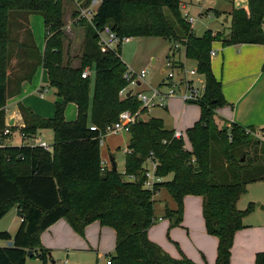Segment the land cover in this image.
I'll return each mask as SVG.
<instances>
[{"label": "trees", "instance_id": "obj_1", "mask_svg": "<svg viewBox=\"0 0 264 264\" xmlns=\"http://www.w3.org/2000/svg\"><path fill=\"white\" fill-rule=\"evenodd\" d=\"M180 3L102 0L93 22L81 20L85 39L80 64L75 65L72 58L65 57L62 0H0V219L11 206H17L23 215L14 235L0 230V264H27L29 250H33L32 256L38 253L44 258L48 249L41 245L40 232L64 217L79 233L96 220L114 228L116 244L109 255L110 264H197L187 256H171L148 236L158 219L154 189L162 185L177 205L165 210L171 226L182 223L187 195L203 198L207 232L219 239L216 263L230 264L235 234L244 227L243 218L251 211L239 209L237 199L248 183L264 180V130L234 121L227 127L218 115L217 108L227 99L221 80L213 73L210 51L215 41L224 46L264 44V0H248V10L233 8L228 33L208 29L201 36L182 15ZM16 14L25 16L24 22H15L27 31L23 43L11 37V16L14 19ZM32 14L44 17L43 51L25 24ZM105 25L120 36L163 37L174 43L173 48H184L186 57L196 61L206 87L202 99L194 101L200 105L201 114L187 128L190 148L184 139L174 137L175 130L166 128L162 118L151 117L138 120L130 128L124 172L102 166L100 147L106 128L118 120L121 111H136L141 105L135 94L121 95L128 85L124 75L129 68L121 57V45L107 51L98 46L97 30ZM13 43L31 50L35 61L11 89ZM40 66L47 70L49 84L56 90L55 112L52 117H43L21 104L25 125L20 132L26 141L40 129H52V149L25 141L6 144L7 100L21 92L22 82L30 80ZM93 66L94 80L91 74L83 77V71ZM69 103L78 108L75 120L66 119ZM150 157L158 161L156 173L164 178L154 189L144 185ZM8 240H13L12 246L6 245ZM255 264H264V250L256 253Z\"/></svg>", "mask_w": 264, "mask_h": 264}, {"label": "rangeland", "instance_id": "obj_2", "mask_svg": "<svg viewBox=\"0 0 264 264\" xmlns=\"http://www.w3.org/2000/svg\"><path fill=\"white\" fill-rule=\"evenodd\" d=\"M182 1L186 2L184 3L186 4L185 8L183 3H180L182 15L185 19L187 16L194 19L192 25L194 33L198 36L203 35L208 29L222 30L228 33L229 31L226 28L231 24L230 12L232 9L248 4V0ZM62 7L64 23L62 28L66 35L64 39L65 57L66 59L68 57L72 58L73 64L79 65L85 39V26L81 25V21L76 20L74 16L76 10L74 0H62ZM203 11L204 13L201 15ZM17 14L16 17H13L14 19L11 16V37L17 43H23L27 41V31L23 28V25L15 24V22H24L25 16L20 17ZM225 18H228L227 22H224ZM27 20L25 24L31 28L34 41L39 49L43 50L46 36L44 17L41 14H32ZM17 43H13L11 46L12 61L9 68L13 80V85L11 84L9 87L11 89H14L15 80L28 73L29 65L35 61L32 51L26 50ZM173 46L172 41L160 36H135L127 38L122 43L121 57L127 66L137 72L142 69L148 71L147 76L142 80V84L133 86L135 91L141 90L150 95L155 87L162 86V89L165 90L166 86L162 84L166 80L169 71H165V66L177 65L175 61L184 62L186 71L184 73L194 79L197 87H201L204 75L201 73L190 75V69L196 67L195 62L185 57L183 49L176 50L173 55ZM215 46H220V44L217 43ZM212 59L216 66L218 63L221 64V55H214ZM218 68L220 67L218 66ZM47 75L46 69L40 67L37 77L38 81H41V85L48 89L45 96L41 97L37 91H34L32 96L29 97L32 100L31 102L39 105L41 112H38L43 117L54 115L55 97L57 98L56 90L49 84ZM91 77L94 80V66L91 68ZM93 92L92 83L91 97H93ZM13 95L11 94V96ZM30 100L23 101V105L30 103ZM15 105L16 102L12 107H15ZM70 105V110L66 113L67 117L73 118L76 115L77 118L75 104ZM142 114L144 119L151 117L163 118L168 128L182 130L186 138L187 128L191 127L200 117V106L194 101H185L180 95H177L169 99L167 107L156 106L148 110L144 109ZM88 119L91 121V110ZM226 126L229 127V125ZM19 130L21 129H14V133L12 132L13 145H20L22 142ZM38 135L49 144H53L54 132L52 129H41V134ZM29 142L33 143L34 141L30 140ZM128 142V131L108 133L102 138V147L109 161L108 166L110 168L112 166L111 155H113L117 170L120 173H123L125 169V151L128 148ZM185 142L188 147H191L188 139ZM154 191L156 199L155 215L158 219L149 229V238L175 258L187 256L197 264H217L219 239L207 232L203 217V198L198 195H187L184 199L182 223L171 226L172 220L170 217L165 216V210L167 207L176 209V202L166 186L156 187ZM237 207L241 210L251 208V211L243 218L244 227L235 234L230 264H255L256 253L264 250V180L248 183L246 189L240 193L237 199ZM20 223L21 218L17 206H11L6 215L0 219V230L11 231L14 235ZM39 237L42 247L48 249V252L44 258L38 253L35 257H27V264H106L109 255L111 256L114 253L116 243V234L113 227L101 226L99 221L96 220L86 225L83 233H79L65 217L53 228L41 231ZM35 251H38V249Z\"/></svg>", "mask_w": 264, "mask_h": 264}, {"label": "crops", "instance_id": "obj_3", "mask_svg": "<svg viewBox=\"0 0 264 264\" xmlns=\"http://www.w3.org/2000/svg\"><path fill=\"white\" fill-rule=\"evenodd\" d=\"M181 3H183V7L185 8L186 4H184V3H186V2H183L181 0ZM242 7L245 8L246 10H248V4L246 6H242ZM203 13H204V11L201 13V15H203ZM228 18H230V17H228ZM227 21L224 20V22H227ZM227 27H229V26H227ZM211 30H213V29H211ZM226 30L228 31V28H226ZM213 31H215V30H213ZM217 43H219L220 46L216 47L215 44H217ZM44 46H45V44H44ZM176 48H178V47L177 46L174 47V50H173L174 53L176 50H179ZM213 48L217 50L218 56L221 55V59H220L221 64L218 63V65L216 66L213 63V59L211 57V59H212V70H213L214 75L219 80H221V82L223 84V92H224V95L227 99V103L224 106H220L217 108L216 111H217L218 115L225 120L226 125H230V123L234 121V122H237V123L244 125V126L254 125L258 129H261L263 131L264 130V69H263L264 44L241 43V44H233V45L224 46L220 41H215L213 43V46H212V49ZM182 49L184 50V48H182ZM182 49H180V50H182ZM43 50H44V48H43ZM43 50H41V51H43ZM174 53H173V55H174ZM184 54H185V50H184ZM185 57H186V55H185ZM187 59H189V58H187ZM190 60H193V59H190ZM193 61L196 64V61L195 60H193ZM175 62L177 63V65L170 64L171 68L177 67L179 69V72L181 69H184V67H185L184 62L183 63L181 61H175ZM218 66L220 68H218ZM40 67H42V66H40ZM40 67L38 68V70L40 69ZM217 69H220V70H217ZM38 70L36 71V73L33 75V77L30 80H25L22 82L20 93L9 97L7 100V104L5 107V109H6V123L7 124L10 123L12 126H14L15 129H20L21 127H23L25 125V121H24V118H23V115H22V112L20 109V105L23 104L22 102L26 101L28 99L30 100L29 97L32 96V93L34 91H37L39 93V95L41 96V93L44 92V90L46 89V87L41 85V81H38V77H37ZM165 71L167 72L168 70H165ZM184 71H185V69H184ZM48 81H49V78H48ZM141 84H142V81H139V83L137 85H141ZM130 89H133L132 94H135L136 96H137V94H136L137 92H142L141 90L135 91V88H133V86H131V87H129L128 91H126V94L121 93V95L122 96L127 95V93L129 92ZM44 96H45V94H44ZM44 96H41V97H44ZM55 100H56V97H55ZM31 101L32 100H30L29 101L30 103H27V105H25V106L32 108V110L34 112L39 114V112H38V111H40L39 105L35 104L34 102H31ZM15 102H16L15 107H12V105ZM70 104H75V103H69L67 105L65 115L70 110V106H71ZM167 105H168V103H167ZM167 105L165 107H167ZM76 109H77V117H78V108L75 104V112H76ZM200 114H201V108H200ZM39 115H41V114H39ZM141 118L144 119L143 114H142ZM159 118H161V117H159ZM66 119L67 120L68 119L75 120L76 115L73 118L67 117V115H66ZM14 128H12V132H13ZM166 128H168V127L166 126ZM168 129H170V128H168ZM172 130H178V129H172ZM180 131H182V130H180ZM13 133L6 136L5 141H4L6 144H12L13 143L12 142ZM38 133L41 134V129L38 131ZM187 139L188 138H187V134H186V138L184 140L186 141ZM24 141L25 140H23V138H22L21 143H23ZM25 142H29V141L26 140ZM186 146L188 147L187 143H186ZM188 148H190V147H188ZM128 151H129V149L127 148L125 152L127 153ZM100 154H101L102 166L110 168V166H108L109 161L107 160V156H106L105 151L103 150V147H102V141H101V147H100ZM112 156L113 155H111V161L113 160V157H114V156L113 157ZM112 164H113V161H112ZM171 176L172 175H169L166 178L169 179ZM163 180H164V178H163ZM62 219L63 218H60L58 221H56L54 224H52L49 228H53V226L55 224H57ZM101 226H103V225H101ZM49 228H47V229H49ZM9 232L13 235V233L11 231H9ZM115 234H116V232H115ZM1 243L2 242H0V244Z\"/></svg>", "mask_w": 264, "mask_h": 264}, {"label": "built area", "instance_id": "obj_4", "mask_svg": "<svg viewBox=\"0 0 264 264\" xmlns=\"http://www.w3.org/2000/svg\"><path fill=\"white\" fill-rule=\"evenodd\" d=\"M101 2L102 0H74V3L76 5V14L74 16L76 17V20L81 21L83 19H86L89 22H93L94 16L98 11ZM186 19L188 22L193 24V18H188L187 16ZM97 34L98 46L103 51H107L109 49H117L127 38H131L130 36H120L117 31L114 30L110 25H105L102 28L98 29ZM210 55L211 57L217 55V50L214 48L211 49ZM184 72V69H181L179 72V69L177 67L171 68L167 72V78L162 84L166 86L165 90L162 89V86H158L153 88L152 93L150 95L143 91L137 92V98L141 103L139 109L136 111H132L130 109H125L121 111L118 120L106 128L103 137L108 133L112 132H129L131 126L141 119L143 109L148 110L156 106L164 107L167 105L170 98L175 97L177 95H180L185 101L201 100L206 87L205 79L203 82H201V87H197L195 85L194 79L187 73L185 74ZM199 73L200 72L198 71L197 67L193 69L191 68L189 71L190 75H198ZM90 74V68H86L83 71L82 76L88 77ZM147 74L148 71L146 69H142L141 71L137 72L128 68L124 75L128 80V86L125 87L121 91V93L126 94V91H128L129 87L136 86L139 81H142L147 76ZM47 91L48 89L46 88L44 92L41 93V96H44L45 92ZM7 126L8 127L5 129L4 134L10 135L12 133L13 126L10 123H8ZM91 128L96 129L95 126H91ZM38 134L40 133L37 132L35 136L31 138H26V140H33L34 142L31 144H38L46 149L51 150L52 144H49L46 140H43L42 138L38 137ZM174 137L179 139H185L184 133L180 130L174 131ZM262 139H264V135L262 136ZM157 166L158 161L153 157H150L144 173V185L150 189H154L156 183L163 181V177L156 173ZM127 177L129 179H134V175L132 174H127ZM106 263L110 264V259H107Z\"/></svg>", "mask_w": 264, "mask_h": 264}, {"label": "water", "instance_id": "obj_5", "mask_svg": "<svg viewBox=\"0 0 264 264\" xmlns=\"http://www.w3.org/2000/svg\"><path fill=\"white\" fill-rule=\"evenodd\" d=\"M227 20H228V19L226 18L225 21H227ZM170 68H171V65H167V66L165 67V70H169ZM132 92H133V89H130L129 92L127 93V96L131 95ZM140 120H142V118H141ZM112 161H113L112 167H113L114 169H117V166H116L115 161H114V160H112ZM20 217L22 218L23 215H21ZM6 245H8V246H12V245H13V240H8V241H6ZM32 254H33V250H29L27 255H28V257H31Z\"/></svg>", "mask_w": 264, "mask_h": 264}]
</instances>
